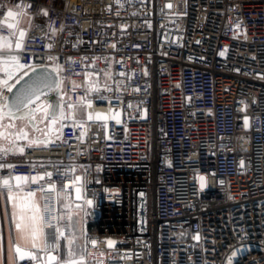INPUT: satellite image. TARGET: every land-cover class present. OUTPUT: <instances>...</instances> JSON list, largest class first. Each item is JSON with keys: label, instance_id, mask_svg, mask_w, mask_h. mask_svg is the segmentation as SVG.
<instances>
[{"label": "built area", "instance_id": "obj_1", "mask_svg": "<svg viewBox=\"0 0 264 264\" xmlns=\"http://www.w3.org/2000/svg\"><path fill=\"white\" fill-rule=\"evenodd\" d=\"M40 66L61 88L25 109L57 98L65 119L43 145L13 133L0 177L38 194L44 253L79 176L87 264H264V0H0V115Z\"/></svg>", "mask_w": 264, "mask_h": 264}, {"label": "crops", "instance_id": "obj_2", "mask_svg": "<svg viewBox=\"0 0 264 264\" xmlns=\"http://www.w3.org/2000/svg\"><path fill=\"white\" fill-rule=\"evenodd\" d=\"M23 133L19 131L15 135ZM23 136L27 138L24 134ZM11 141L12 139L0 134L1 149L7 148ZM32 142L34 145L40 144L39 138L32 139ZM4 180L9 181L11 191L4 187ZM32 194L23 193L19 187L13 186L11 178L0 177V264H19L22 255L35 263L40 254L44 252L45 234L42 228L39 196L35 193ZM59 200L60 203L65 201L64 194L59 195ZM64 246H68V241L66 244L62 242V247L64 248ZM79 247L82 248L84 256V252L86 254L85 232L83 243ZM67 251L69 253L68 249ZM64 256V261H67L68 254ZM83 256L81 258L76 255V258L83 259L87 264L86 256ZM57 258L61 261L60 250L57 253Z\"/></svg>", "mask_w": 264, "mask_h": 264}, {"label": "water", "instance_id": "obj_3", "mask_svg": "<svg viewBox=\"0 0 264 264\" xmlns=\"http://www.w3.org/2000/svg\"><path fill=\"white\" fill-rule=\"evenodd\" d=\"M25 33H26L25 28L19 27L17 29L16 34H15L14 43H13V49L14 50L21 49L22 40L25 36ZM20 69H21V65L17 62H11V63L5 64L4 70L7 73V77L5 78L4 81L14 79L16 76V73ZM33 69H35V71H33ZM33 69L29 70L28 72L23 74L21 77H19L13 83L12 87L8 91V93L6 95V99H5V104H4L5 105V114L4 115L6 117H11L14 120H17V119L24 117L26 113L22 114V111L25 109V107L28 105V103L31 100H33L35 97L41 95L45 91L56 87L55 81L58 80V77L53 70H51L50 68L45 67V66L35 67ZM28 90H31V92L24 99L23 104L22 105L16 104L14 101L17 98L23 96V94ZM61 96L63 97L64 94H62ZM56 103L59 104V101L57 98H54L51 100V102L49 104H56ZM40 110H43V109H40ZM43 120L46 121V130L43 132L42 136L35 135L32 137V139L39 138V142H40V144L38 143L39 145H43L47 142V140H46L47 135H53V134H56L58 132L57 124L53 125L51 123V117L50 116H49V119L46 120V116L44 115ZM15 177L26 178L25 176H19V175L12 176L11 179H12L13 186L17 187V184H19V186H21L22 184L26 183V181H27V179H26V181H16ZM77 177H79V176H77ZM77 187L81 188L80 180L77 181V185L75 186L74 191H73L74 201L77 203H81L84 201L87 208H88V215L92 219L98 221L99 216H100V212L93 208V202L91 205H88L86 203L87 200L92 201V199L91 198L84 199L82 196V192H80L79 194L76 192ZM78 195L80 196V199H77ZM246 250H247V248H242V249H239L236 252H234L231 256V259L227 262V264H232L234 258L237 255H239L241 252L246 251ZM20 257H22L21 259L25 258L24 255H22ZM53 257L55 259H52ZM56 260H57V254H55L53 252H47V253L42 252L40 254L38 260L34 264H53L56 262Z\"/></svg>", "mask_w": 264, "mask_h": 264}, {"label": "rangeland", "instance_id": "obj_4", "mask_svg": "<svg viewBox=\"0 0 264 264\" xmlns=\"http://www.w3.org/2000/svg\"><path fill=\"white\" fill-rule=\"evenodd\" d=\"M20 25L22 27H25V28L28 25V17L25 14L22 16ZM1 48H7V47L1 46ZM1 69H4V65H1ZM27 112H28V110L26 108L22 111V114H25ZM5 117H6L5 115L4 116L0 115L1 120H3ZM23 134L25 136H27V138H26L27 142L32 140V138L29 135H27L25 133H23ZM61 207H62L61 209L66 210L67 220H68L67 232L64 234L63 237H61L62 240H60L59 250H60L61 261H64V259H65L64 255L65 254L67 255L68 254L67 249L69 250V248H67V247H69V245L64 246V248H63L62 242H63V244H66L69 239H75V243L72 246V250L75 251V253L78 257L82 258V256H83L82 248L79 246L83 243L85 228H87V231H89L88 226H86V224L84 222L85 205L83 202H81V203L71 202V203L67 204L63 200V201H61ZM84 256H86L85 252H84ZM64 262H66V261H64Z\"/></svg>", "mask_w": 264, "mask_h": 264}, {"label": "snow or ice", "instance_id": "obj_5", "mask_svg": "<svg viewBox=\"0 0 264 264\" xmlns=\"http://www.w3.org/2000/svg\"><path fill=\"white\" fill-rule=\"evenodd\" d=\"M45 15L47 14L46 12L44 13ZM150 27V25H149ZM50 47V45H49ZM221 56L224 55V52H221L220 53ZM51 59L53 61L56 60V57H51ZM33 71H35V69H33ZM56 88H55V92H59V89L61 88V83L59 82V80H56ZM92 90H95V89H92ZM31 90H28L26 91L23 96L17 98L14 102L16 104H20L22 105L23 102H24V99L30 94ZM69 109H72L74 106L69 104L68 105ZM44 111V115L47 117V116H50L51 117V123L53 125L55 124H58L61 120L65 119V114L62 110H59V104L56 103V104H47L45 106V108L43 109ZM117 123H119V121L117 120ZM32 127L35 129L36 128V125L35 124H32ZM37 131L39 129H36ZM23 135V134H21ZM29 147H31V145H29ZM5 165L3 163H0V168H4ZM8 167H11L10 165ZM48 176H51L52 174L51 173H48L47 174ZM16 181H26V178L24 177H15ZM37 179H43V176L39 177V178H32L33 182H36ZM77 181L80 180L79 177L76 178ZM3 185L5 188H7L9 191H11V185L9 183L8 180H4L3 181ZM17 187H19V184H17ZM76 192L79 194L81 192V188L80 187H77L76 188ZM29 195H33L32 193H30ZM77 199H80V196L78 195L77 196ZM86 203L88 205H91L92 204V201L91 200H87ZM59 236L63 237L64 236V233L63 232H60L59 233ZM196 240H199L200 239V236L199 234L196 235L195 237ZM75 243V239H69L68 240V245H69V253H68V259L66 261V264H85V262L83 261V259H77L76 258V253L75 251L72 250V246L74 245ZM93 243H95V241H93ZM108 247H113L114 244L118 243L116 241H112V240H109L108 242ZM17 251H19V249H17ZM52 259H55L54 257Z\"/></svg>", "mask_w": 264, "mask_h": 264}, {"label": "flooded vegetation", "instance_id": "obj_6", "mask_svg": "<svg viewBox=\"0 0 264 264\" xmlns=\"http://www.w3.org/2000/svg\"><path fill=\"white\" fill-rule=\"evenodd\" d=\"M43 116L44 111L38 109L27 112L24 117L17 120L5 117L3 120L0 119V133L9 139H13V135L19 131L26 133L31 138L35 135L42 136L46 130V121L43 120ZM32 124L36 125L35 129L32 127ZM36 129L39 130L37 131Z\"/></svg>", "mask_w": 264, "mask_h": 264}, {"label": "trees", "instance_id": "obj_7", "mask_svg": "<svg viewBox=\"0 0 264 264\" xmlns=\"http://www.w3.org/2000/svg\"><path fill=\"white\" fill-rule=\"evenodd\" d=\"M28 144L29 145H34V143L32 142V140L31 141H28ZM37 145H39V144H37ZM93 226L94 225L92 223L88 225L89 232H91L93 230Z\"/></svg>", "mask_w": 264, "mask_h": 264}]
</instances>
